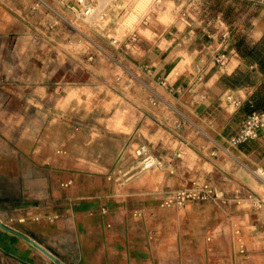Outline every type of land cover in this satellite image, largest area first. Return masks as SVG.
Segmentation results:
<instances>
[{"label": "crops", "instance_id": "0c3cea01", "mask_svg": "<svg viewBox=\"0 0 264 264\" xmlns=\"http://www.w3.org/2000/svg\"><path fill=\"white\" fill-rule=\"evenodd\" d=\"M72 1L0 0V264H58L27 237L64 264L238 262L240 243L231 233L239 228L251 246L253 224L247 215L240 219L236 206H162L169 181L159 169L117 181L106 168L110 158L79 153L76 127L63 133L68 95H48L45 75L33 79L25 71L40 60L31 23L47 21L48 10L59 15V7ZM160 2L168 6L165 19L152 11L136 38L124 35L125 45L130 39L142 52L170 115L178 111L205 137L200 159L220 175V197L256 191L253 171H264V126L237 145L228 138L248 113L244 103L264 83V0H155ZM222 25L229 26L230 38L217 50ZM217 51L226 53L225 64L214 62ZM68 101L66 108L77 115L76 99ZM216 104L227 110L222 122L211 112ZM245 264H264V254Z\"/></svg>", "mask_w": 264, "mask_h": 264}, {"label": "rangeland", "instance_id": "374dc122", "mask_svg": "<svg viewBox=\"0 0 264 264\" xmlns=\"http://www.w3.org/2000/svg\"><path fill=\"white\" fill-rule=\"evenodd\" d=\"M137 1L91 0L89 14L83 13L78 0L59 7V15L48 10L47 21L31 23L30 41L36 52L40 51V60L31 63L25 73L33 79L45 75L48 95H68L63 101V133L67 127H76L79 153L100 161L110 158L111 166L106 168L112 179L120 181L139 172L135 148L145 144L160 160V165L153 168L169 181L158 204L166 206L163 200L173 191L200 189L203 184L218 193L220 175L208 171L200 159L206 156L205 137L192 130L178 111L170 115L163 99L165 91L154 84L142 52L130 39L125 45L124 35L133 32L136 38L137 29L152 11L157 10L165 19L162 15L168 9L161 2L156 5L155 0H148L147 5L137 9ZM18 73L16 76H21L22 72ZM70 97L77 101V115L66 108ZM47 104L48 109L53 105L49 101ZM211 110L220 122L226 118L227 110L221 105L216 104ZM51 116L48 114V125ZM258 169L253 171L256 191L238 192V197L189 199L170 205L208 201L236 206L242 212L240 219L247 215L249 224H253L247 231L251 246L246 244L239 228L233 230L231 237L237 235L240 243L235 248L238 262L233 264H245L253 254H264V204L258 206L248 197V193L264 197V175ZM206 174L211 175L206 178Z\"/></svg>", "mask_w": 264, "mask_h": 264}, {"label": "built area", "instance_id": "2783aa9c", "mask_svg": "<svg viewBox=\"0 0 264 264\" xmlns=\"http://www.w3.org/2000/svg\"><path fill=\"white\" fill-rule=\"evenodd\" d=\"M191 1V0H189ZM83 5V13L89 14L92 12L91 0H78ZM208 35H212L213 31H209L208 28H204ZM230 38V28L228 25H222L218 33L217 50L222 49ZM215 63L219 65L225 64L227 56L224 51H217L213 57ZM264 126V107L262 109H253L246 113L242 119L241 125L237 132L232 134L228 138V142L231 145H237L245 140L254 138L258 134V129ZM135 154L138 157L136 167H139V171L153 168L160 165V160L153 155V153L147 148L145 144H140L135 148ZM248 197L255 202L258 206L264 204V197H255L253 193H248ZM206 198H221L220 195L209 187L207 184H203L200 189L195 187L178 189L168 194L163 203L166 206L177 203L182 204L189 199H206ZM224 201V200H223Z\"/></svg>", "mask_w": 264, "mask_h": 264}, {"label": "trees", "instance_id": "16d2710c", "mask_svg": "<svg viewBox=\"0 0 264 264\" xmlns=\"http://www.w3.org/2000/svg\"><path fill=\"white\" fill-rule=\"evenodd\" d=\"M264 107V83L249 101L244 103V109L248 112L253 109H262Z\"/></svg>", "mask_w": 264, "mask_h": 264}, {"label": "water", "instance_id": "95a60500", "mask_svg": "<svg viewBox=\"0 0 264 264\" xmlns=\"http://www.w3.org/2000/svg\"><path fill=\"white\" fill-rule=\"evenodd\" d=\"M0 226H4L2 224V222L0 221ZM28 240L35 245L36 247H38L41 251H43L46 255H48L53 261L57 262L58 264H64L63 262H61L54 254H52L49 250H47L45 247H43L42 245H40L37 241H35L33 238L27 237Z\"/></svg>", "mask_w": 264, "mask_h": 264}, {"label": "bare ground", "instance_id": "6f19581e", "mask_svg": "<svg viewBox=\"0 0 264 264\" xmlns=\"http://www.w3.org/2000/svg\"><path fill=\"white\" fill-rule=\"evenodd\" d=\"M147 3H148V0H138L137 1V3H136V8L138 9V8H142V7H144L145 5H147ZM132 17H133V15H132ZM259 173L260 174H263V172L260 170L259 171Z\"/></svg>", "mask_w": 264, "mask_h": 264}]
</instances>
